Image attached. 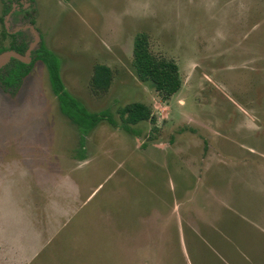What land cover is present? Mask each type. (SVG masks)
<instances>
[{
	"label": "rangeland",
	"instance_id": "374dc122",
	"mask_svg": "<svg viewBox=\"0 0 264 264\" xmlns=\"http://www.w3.org/2000/svg\"><path fill=\"white\" fill-rule=\"evenodd\" d=\"M17 2L0 0V47L9 35L31 44L38 30L65 89L117 126L100 122L80 149L41 62L18 95L0 89V165L17 160L36 188L52 176L73 187L70 202L43 196L39 210L31 182L14 178L0 203V264H242L234 250L247 254L257 234L240 217L264 229V0ZM140 33L178 66L166 99L133 69ZM98 64L112 72L105 91L90 83ZM134 103L153 118L129 125L136 136L121 127Z\"/></svg>",
	"mask_w": 264,
	"mask_h": 264
},
{
	"label": "trees",
	"instance_id": "16d2710c",
	"mask_svg": "<svg viewBox=\"0 0 264 264\" xmlns=\"http://www.w3.org/2000/svg\"><path fill=\"white\" fill-rule=\"evenodd\" d=\"M34 3V0H29ZM11 10L10 4L3 3V17ZM34 24L33 19H30ZM11 42L8 47H0V53L8 50L24 55L28 48V41H18L15 35H9ZM35 61L43 63L46 68L49 85L56 97L60 112L73 123L79 130V148L85 150V137L102 121H107L112 126H117L110 112H90L81 101L72 96L63 84L60 75L61 63L55 53L49 50L41 40L37 48L31 52L29 64L16 59H10L9 63L0 68V89L8 94H16L23 82L29 75ZM132 66L137 77L141 81L152 83L155 91L166 99L177 93L181 86L178 66L171 60L157 58L149 51L148 37L144 33L135 36L132 47ZM112 80V72L105 65H95L91 77V85L95 90L105 91L109 88ZM13 94V95H14ZM126 115L122 122V129L136 136L137 132L129 125H136L148 119L153 120L149 109L141 104L134 103L127 106L123 112Z\"/></svg>",
	"mask_w": 264,
	"mask_h": 264
},
{
	"label": "crops",
	"instance_id": "0c3cea01",
	"mask_svg": "<svg viewBox=\"0 0 264 264\" xmlns=\"http://www.w3.org/2000/svg\"><path fill=\"white\" fill-rule=\"evenodd\" d=\"M34 2H35V0H34ZM33 21H34V24H32V26L35 25L34 18H33ZM35 32L37 33V35L40 38L39 42H41V39L44 42L43 38L38 33V30H35ZM44 44H45V42H44ZM37 46H38V44H37ZM37 46H36V48H37ZM36 48H34V50ZM36 62H39V61H35L33 65H35ZM60 75H61V72H60ZM22 84H23V82H22ZM18 93H19V91L15 94V96L18 95ZM8 95L11 96V94H8ZM80 160H82V159H80ZM78 162L81 163L83 161H78ZM80 163L78 164V166L83 165L82 163L81 164ZM0 168L2 170H4V171H0V203L4 202L5 198H3V197H5L7 194L11 193V196H12V190H9V189H12V187H10V186L12 185L13 181L15 180L14 178L18 174H20L21 176L26 178L28 181H30L32 184V187H33V190H28V194H32V197L29 198V200H28L29 201L28 206L31 203L33 205V206L31 205L33 208H37L40 210L41 209V197H43V196L46 199L47 203H49L50 205H58V203H62V202L68 203V202H70V199L73 196V187L71 186L72 183L67 179L58 178L59 176H55V177L52 176L50 183H46L45 181L44 182L41 181L40 184H38V185L36 184L37 185V188H36V186L31 181L32 180L31 176L27 172L25 174H22L23 170H22V168H20V164L17 163V160H13V163H7V161H6V163L0 165ZM25 168L26 167H23V169H25ZM32 169L37 170L41 174V165L34 167ZM43 172L45 174H47V172H45V171H43ZM56 172L61 173L60 170H57ZM52 173H54V172L52 171ZM56 178H58V179H56ZM3 207L4 206H2L0 204V208L2 209ZM40 214H41V212H40ZM240 218L242 219L243 223H249L248 226L256 232L257 236H255L256 237L255 239L248 242L247 254H245L246 251L244 249H241V252H240V250H238V248H237V250L235 249L234 251L236 252V255H241L243 257V259L241 257L242 264H255V261L257 260V258H260L261 255H263V257H264V229L262 227L257 226V224L254 221H250L249 218H246L245 216H241ZM259 236H261V238H258ZM204 240H206V239H204ZM232 244L234 245V242H232ZM205 245L207 246V248H209V250H211L210 249L211 247L207 242H205ZM210 253H212L211 254L212 257H214V258L217 257L216 259H219V261H220V256L213 253V251L209 252L208 255H210ZM223 264H227V263H223Z\"/></svg>",
	"mask_w": 264,
	"mask_h": 264
},
{
	"label": "water",
	"instance_id": "95a60500",
	"mask_svg": "<svg viewBox=\"0 0 264 264\" xmlns=\"http://www.w3.org/2000/svg\"><path fill=\"white\" fill-rule=\"evenodd\" d=\"M31 30L34 33V42L29 44L26 52L24 55H20L15 51L8 50L3 53H0V68L4 67L6 64L9 63L10 59H16L22 63L29 64L31 61V52L34 50L35 46L39 43V36L36 34V32L31 28Z\"/></svg>",
	"mask_w": 264,
	"mask_h": 264
},
{
	"label": "flooded vegetation",
	"instance_id": "af4514ba",
	"mask_svg": "<svg viewBox=\"0 0 264 264\" xmlns=\"http://www.w3.org/2000/svg\"><path fill=\"white\" fill-rule=\"evenodd\" d=\"M17 1H18V2H17L18 5H19V4L21 3L22 0H17ZM29 2H30V1H29ZM10 6L12 7V8H11L12 11L10 10V12H9L7 15H11V14L13 13V10H15L14 5L11 4ZM14 13H18V12H14ZM22 13H25V15H28V12H22ZM31 14H32V12H31ZM7 15H5L4 17H6ZM28 23H29L30 25H32L31 22H30V19H28ZM41 40H42V39H41ZM38 44H39V43H38ZM28 46H29V44H28Z\"/></svg>",
	"mask_w": 264,
	"mask_h": 264
}]
</instances>
